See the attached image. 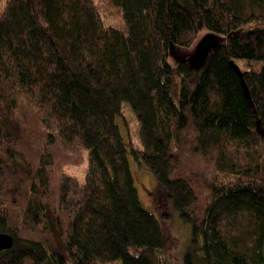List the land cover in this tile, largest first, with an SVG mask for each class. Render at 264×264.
Wrapping results in <instances>:
<instances>
[{
	"label": "trees",
	"instance_id": "trees-1",
	"mask_svg": "<svg viewBox=\"0 0 264 264\" xmlns=\"http://www.w3.org/2000/svg\"><path fill=\"white\" fill-rule=\"evenodd\" d=\"M206 33L203 68L172 57ZM129 156L190 226L183 264H264V0H7L0 264H172Z\"/></svg>",
	"mask_w": 264,
	"mask_h": 264
},
{
	"label": "rangeland",
	"instance_id": "rangeland-1",
	"mask_svg": "<svg viewBox=\"0 0 264 264\" xmlns=\"http://www.w3.org/2000/svg\"><path fill=\"white\" fill-rule=\"evenodd\" d=\"M1 3L3 9L7 0ZM2 9L0 7V13ZM112 22H116V19H112ZM182 54L176 53L177 56ZM119 124L125 139L141 146L138 120L127 103L123 106V116L119 118ZM129 162L143 205L157 216L162 225L167 239V254L172 264H183L184 251L191 232L190 226L180 218L167 194L159 190L158 178L150 167L145 163H138L130 156ZM65 170L69 175L84 182L89 172V160L87 158L79 166L69 165Z\"/></svg>",
	"mask_w": 264,
	"mask_h": 264
},
{
	"label": "water",
	"instance_id": "water-1",
	"mask_svg": "<svg viewBox=\"0 0 264 264\" xmlns=\"http://www.w3.org/2000/svg\"><path fill=\"white\" fill-rule=\"evenodd\" d=\"M220 46H221L220 36L214 33H206L199 39V41L195 45V48L190 53L177 56L172 48V57L179 62L187 63L193 70H199L206 65L211 54L217 51L220 48ZM235 69L239 72V67L236 66ZM243 83L246 87L244 81ZM13 245H14L13 236L7 233H0V256L4 251L10 250L13 247Z\"/></svg>",
	"mask_w": 264,
	"mask_h": 264
}]
</instances>
